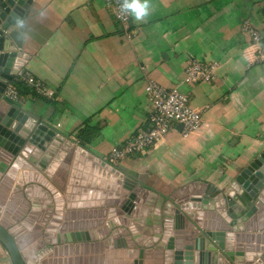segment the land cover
<instances>
[{"label": "crops", "instance_id": "1", "mask_svg": "<svg viewBox=\"0 0 264 264\" xmlns=\"http://www.w3.org/2000/svg\"><path fill=\"white\" fill-rule=\"evenodd\" d=\"M18 1L26 10L24 46L17 49L29 55L25 71L11 82L23 95L19 105L97 156L108 161L114 146L147 126L152 110L146 92L149 79L168 88L178 85L189 94L191 105L203 111V125L193 135L183 137L181 124H175L157 146L114 164L139 182L167 195L187 187L184 194L191 196L199 190L191 185L202 181L226 189L264 152V63L251 64L249 35L242 30L247 19L264 29V0H150V15L142 21L132 18V39H127L105 0L14 3ZM10 48H16L14 42ZM193 59L218 62L216 80L183 83ZM20 74L40 79L54 95L22 84ZM37 142L54 150L51 160L63 151L48 141ZM80 157L76 202L83 206L76 210L80 215L73 219L77 229L73 232L93 233L85 229L90 221L99 220L89 212L102 209L106 202L99 197L100 208L92 205L98 200L97 190L104 189V177L95 172L97 161L82 153ZM31 172L45 178L37 166ZM250 181L249 177V188L256 190ZM21 202L22 198L14 201L17 210ZM162 210L143 205L140 219L147 229L143 234L153 237L148 232L152 224L165 227ZM80 244L79 249L76 245L56 249L50 255L54 264H70V259L92 264L96 252Z\"/></svg>", "mask_w": 264, "mask_h": 264}, {"label": "water", "instance_id": "2", "mask_svg": "<svg viewBox=\"0 0 264 264\" xmlns=\"http://www.w3.org/2000/svg\"><path fill=\"white\" fill-rule=\"evenodd\" d=\"M24 9L21 1L0 0V264H54L50 255L56 249H79L78 242L85 238L89 241L80 246L96 252L92 264H264V152L226 189L202 181L191 185L199 189L191 196L184 194L187 187L167 195L139 182L4 98L29 59L18 50L24 46V33L16 20L24 18ZM12 42L16 48L10 50ZM37 141L63 151L51 160L54 150ZM81 153L99 163L95 172L101 173L102 187L108 189L95 193L93 206L99 207V197L106 202L89 212L99 218L86 225L93 233L73 232V219L80 215L76 210L83 206L76 202ZM34 166L45 178L31 172ZM249 177L256 190L249 188ZM84 193L86 197L87 190ZM19 198L22 206L17 210L13 204ZM145 204L163 208L165 216L166 229L158 226L159 216L154 217L157 224L148 230L153 237L143 234L147 229L140 216ZM78 260L66 263L82 264Z\"/></svg>", "mask_w": 264, "mask_h": 264}, {"label": "built area", "instance_id": "3", "mask_svg": "<svg viewBox=\"0 0 264 264\" xmlns=\"http://www.w3.org/2000/svg\"><path fill=\"white\" fill-rule=\"evenodd\" d=\"M105 3L113 9L115 19L122 27L127 39H132V17L124 13L120 4L122 0H105ZM242 30L249 35V59L251 64L264 63V29H259L249 19L242 23ZM218 62L201 59L191 60L185 68L183 83L197 84L201 82L212 83L217 78ZM20 82L30 86L37 93L53 96L54 92L45 87L42 81L29 74H20ZM146 92L151 100L152 110L148 117L146 127L128 138L121 145L114 146L109 153L108 161L118 164L122 160L142 155L150 148L162 142L175 124H182L183 137H189L198 132L203 125V111L191 105L189 94L185 93L177 85L168 88L154 79H149ZM4 98L11 103L21 104L23 95L16 84L10 83Z\"/></svg>", "mask_w": 264, "mask_h": 264}, {"label": "clouds", "instance_id": "4", "mask_svg": "<svg viewBox=\"0 0 264 264\" xmlns=\"http://www.w3.org/2000/svg\"><path fill=\"white\" fill-rule=\"evenodd\" d=\"M150 0H122L120 8L124 13L130 14L135 21H142L150 15L151 12ZM17 29L25 27V20L18 18L16 20Z\"/></svg>", "mask_w": 264, "mask_h": 264}]
</instances>
